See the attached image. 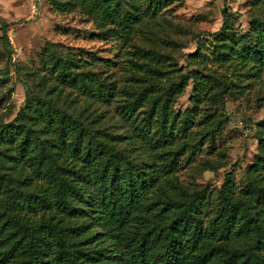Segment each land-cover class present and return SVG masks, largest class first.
I'll use <instances>...</instances> for the list:
<instances>
[{
  "label": "rangeland",
  "instance_id": "374dc122",
  "mask_svg": "<svg viewBox=\"0 0 264 264\" xmlns=\"http://www.w3.org/2000/svg\"><path fill=\"white\" fill-rule=\"evenodd\" d=\"M2 21L11 23L12 60L8 63L0 30V70L8 66L9 72L0 75V125L12 124L16 134L17 119L45 125L51 151L71 163L70 169H81L85 159L65 113L130 147L148 173L161 175L165 188L207 187L216 197L231 175L239 190L255 159L264 157V0H0ZM156 68L166 75L159 83L171 92L165 116L159 103L148 132L155 96L136 99ZM188 73L180 89V77ZM207 75L229 83L224 107L213 99ZM25 139L0 143L3 169L16 177L20 197L25 192L41 198L25 203L32 216L55 213L53 168L39 152L25 154ZM180 143L193 151L162 174V161L169 165ZM103 159L87 165L93 177L81 182V196L72 195L77 208L72 220L107 257L95 264H120L117 234L106 220L98 222L106 215L100 199L108 191ZM4 194L0 186L1 201Z\"/></svg>",
  "mask_w": 264,
  "mask_h": 264
},
{
  "label": "trees",
  "instance_id": "16d2710c",
  "mask_svg": "<svg viewBox=\"0 0 264 264\" xmlns=\"http://www.w3.org/2000/svg\"><path fill=\"white\" fill-rule=\"evenodd\" d=\"M120 20L123 26L125 22ZM10 26L7 21L0 24L8 63L12 60L7 33ZM224 29L225 25L222 31ZM115 35L123 39L122 34ZM8 74V66L0 70L1 76ZM164 74L158 68L150 71V83L136 99L144 102L147 96H155L146 119L148 132L153 129L158 104L162 103L163 116L167 111L171 91L159 83L166 78ZM189 76L188 73L180 77V89L184 88L183 83ZM205 79L213 99L224 107L223 96L230 90L229 83L214 75H207ZM156 88L163 90L162 95H155ZM46 102L54 103L55 100ZM65 116L71 119V132L76 135L74 146L85 159L84 166L78 170L70 169L71 163L51 151L53 140L44 135L45 125L20 123L17 119L19 134L11 130L12 124L0 125V143L8 140L13 144L19 136L25 135V154L39 152L50 163L58 204L55 213L32 216L25 209V203L38 204L41 198L25 192L20 197L16 177L3 169L0 154V186L5 193L0 200V264H95L107 258L95 244L92 245V237L80 235L79 225L72 220L77 214L72 195L81 196L84 186L81 182L93 177L87 165L101 157H104L101 178L108 191L100 199L106 215L98 218V222L106 220L111 233L117 234L120 264H264V176L260 175L264 171V157L255 159L246 171V184L239 190L231 175L226 177L216 197L207 187L165 188L159 181L161 175L148 173L141 159L132 155L130 147L120 145L115 137L97 135V131L86 128L71 113ZM30 136L33 142H29ZM119 138L121 141L122 137ZM193 149L189 143H180L170 164L162 161L161 173H169V168L175 170ZM260 149H264V140H261ZM47 205L51 208L52 201ZM33 208L30 205L29 209Z\"/></svg>",
  "mask_w": 264,
  "mask_h": 264
}]
</instances>
